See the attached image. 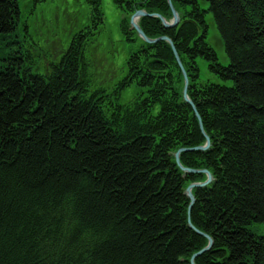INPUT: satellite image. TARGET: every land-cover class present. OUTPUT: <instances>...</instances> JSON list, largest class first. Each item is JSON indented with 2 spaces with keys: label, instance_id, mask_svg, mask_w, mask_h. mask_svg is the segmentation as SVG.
<instances>
[{
  "label": "trees",
  "instance_id": "obj_1",
  "mask_svg": "<svg viewBox=\"0 0 264 264\" xmlns=\"http://www.w3.org/2000/svg\"><path fill=\"white\" fill-rule=\"evenodd\" d=\"M112 2L131 48L107 90L92 85L85 56L101 0H85L87 23L41 70L17 0H0V264H190L206 241L188 219L212 240L195 264H264V0H171L176 27L138 21L148 38L171 40L210 141L180 155L212 175L190 209L184 190L204 175L183 174L172 154L205 139L171 47L143 43L128 23L138 9L171 12L166 0ZM199 59L217 81L199 79Z\"/></svg>",
  "mask_w": 264,
  "mask_h": 264
},
{
  "label": "rangeland",
  "instance_id": "obj_2",
  "mask_svg": "<svg viewBox=\"0 0 264 264\" xmlns=\"http://www.w3.org/2000/svg\"><path fill=\"white\" fill-rule=\"evenodd\" d=\"M19 3L22 11L20 16L26 22L27 34L37 51L42 50L44 45H49L50 48L46 47L44 52L56 51L60 55V50L67 46L68 38L87 23L89 11L84 0H43L40 3L34 0H21ZM101 9L104 22L94 40L96 44L94 43L90 48L88 58L92 63L90 67L93 77L92 85L109 89L124 77L125 60L131 46L125 43L119 32V22L123 17L121 10L113 5L112 0H101ZM213 33L210 29L208 42L216 52L218 60L223 64L227 58ZM47 59H51V56ZM197 65L201 81H217V78L207 71L204 61L197 60ZM135 92L134 85L126 88L121 94L120 103L128 102ZM256 230L260 234L264 233V228L261 226Z\"/></svg>",
  "mask_w": 264,
  "mask_h": 264
},
{
  "label": "water",
  "instance_id": "obj_3",
  "mask_svg": "<svg viewBox=\"0 0 264 264\" xmlns=\"http://www.w3.org/2000/svg\"><path fill=\"white\" fill-rule=\"evenodd\" d=\"M167 3H168V6H169L170 9H171V13H172V23H176L177 20H178V15H177V13L174 11V9L172 8L171 3H170V0H167ZM145 15H146L145 12H143V11H137V12H135V13L130 17L129 23H130V25L132 26V28L137 32L138 36H139L142 40H144L145 42H152L151 40H149V39L146 38V36L142 33V31L140 30V28L138 27V25H137V23H136V20L138 19V17H140V16H145ZM154 16L157 17L158 19H160V21L164 24V26L166 25L165 22H164V20H163L159 15L154 14ZM159 39H161V40H163V41H166V42L170 45V47H171V49H172V51H173V54H174V56H175L176 62H177L178 66H179V68H180V70H181V72H182L183 79H184V87H183V90H182V98H183V100H184L186 103H188L190 106H192L193 110L195 111V108H194L192 102L188 99V97H187V95H186V89H187V78H186L185 72H184V70H183V68H182V66H181V64H180V61H179V59H178V56L176 55V52H175V50H174V47H173L171 41H170L167 37H160ZM195 114H196V117L198 118V125H199V127H200V129H201V132H202L204 138H205L206 144H205L204 147H195V148H188V149H179V150L174 154V160H175V163H176L177 167H178L182 172H184V173H198V172L195 171V170H190V169H187V168H183V167H181V165H180V163H179V154H180L181 152H184V151H190V152L204 151V150H206V149L208 148V146H209V140H208V137L203 133L202 126H201V123H200V120H199V117H198L196 111H195ZM200 173H203V174L206 175L207 178H206L205 182H203L202 184H191V185H189V186L186 188V190H185L186 197H187V198L189 199V201H190V203H189V209H190V206H192L193 203H194V199H193V196H192V194H191V189H192V188H195V187L199 188V187L205 186V185H207L208 183L211 182V175H210V173H209L208 171H206V170H202ZM187 212L189 213L188 210H187ZM187 223H188V225H190V228H191V229H193L198 235H201L202 237L206 238L207 241H208V246H207L205 249L201 250L200 252H198L197 254H194V255L191 257V259H190V264H194V263H193V259H194L196 256H199L200 254H202L203 252H206V251L211 247V245H212V240H211L209 237H207L206 235H204V234L198 232L196 229H194V227L190 224L189 219L187 220Z\"/></svg>",
  "mask_w": 264,
  "mask_h": 264
},
{
  "label": "bare ground",
  "instance_id": "obj_4",
  "mask_svg": "<svg viewBox=\"0 0 264 264\" xmlns=\"http://www.w3.org/2000/svg\"><path fill=\"white\" fill-rule=\"evenodd\" d=\"M183 149H188V148H185V147H184ZM184 152H187V153H188V152H190V151H184Z\"/></svg>",
  "mask_w": 264,
  "mask_h": 264
}]
</instances>
